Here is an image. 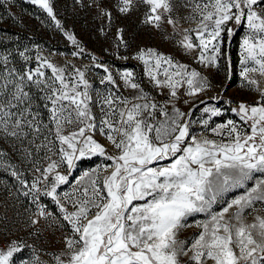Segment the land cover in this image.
I'll list each match as a JSON object with an SVG mask.
<instances>
[{
    "label": "snow or ice",
    "instance_id": "obj_1",
    "mask_svg": "<svg viewBox=\"0 0 264 264\" xmlns=\"http://www.w3.org/2000/svg\"><path fill=\"white\" fill-rule=\"evenodd\" d=\"M29 2L47 13L76 46L71 55L82 59L85 49L57 18L54 0ZM76 2L96 10L102 35L117 14L139 13L159 33L167 26L163 38L201 68L227 61L228 80L226 44L237 35L233 26L245 28L239 77L254 99L229 109L238 119L215 123L222 109L202 98L214 90L212 80L152 47L131 57L142 73L116 70L95 55L90 65L78 66L27 48L16 54L17 64L13 53L0 52V142L11 144V153L0 148V168L35 205L28 235L39 239L42 221L61 233L59 247L37 249L0 232V264H17L14 257L26 248L32 255L19 264H264V0ZM130 47L125 29L117 28L116 57L128 60L120 50ZM94 70L103 73L96 72L99 87ZM181 104L191 106L184 111ZM196 125L202 131L194 132ZM13 154L30 179L12 163ZM92 157L110 163L84 172L71 191H58L69 185L77 161ZM198 215L204 218L189 223ZM192 227L199 231L182 238Z\"/></svg>",
    "mask_w": 264,
    "mask_h": 264
},
{
    "label": "rangeland",
    "instance_id": "obj_2",
    "mask_svg": "<svg viewBox=\"0 0 264 264\" xmlns=\"http://www.w3.org/2000/svg\"><path fill=\"white\" fill-rule=\"evenodd\" d=\"M61 1L69 2L74 5L77 4L79 9H82L79 15L67 16L62 11L60 5ZM26 5H32L39 8L37 5H33L29 0H0V16L2 13L6 14L5 9H8L10 16L4 15L3 19L9 24L16 21L20 23L23 27L30 26L34 28L36 26L32 21V16L29 13L26 15L25 11L31 12L32 8H28ZM32 9V10H30ZM54 9L57 13V18L61 21L63 27L69 32L76 36L78 42L84 47L86 55L82 59L73 57L72 52L76 51V46H74L63 34V32L55 27L53 21L48 17L47 13L39 8V10L47 15V19L43 14H40L39 10H35L37 14V19L43 18L46 22L43 27L49 29L48 35L43 33L41 36L36 35V40L47 39V43L38 44L33 46H27L30 55H35L37 51L45 57H48L53 62L63 65L67 61H71L76 65H90L91 61L89 55H95L100 59L101 62L110 64L116 70H133L138 73H142V68L139 63L132 59L131 57L135 54L138 48L141 47H152L159 49L165 54L173 55L177 60L184 63L192 64L194 68L201 70L207 75L215 85L213 91L209 92L206 96L202 97L209 104H213L222 109L223 115L214 118L215 123H223L228 119H238L233 112L229 109L236 107V104L242 101L251 102L254 97L250 95L246 89L241 87L242 80L239 77V47L237 55H235V45L232 43L235 36L232 37L231 42L227 43L228 52L227 55L231 58L232 64V78L228 80L227 72L228 69L225 67L227 61H221L220 68L203 69L199 65L193 63L191 57L185 56L175 44L171 41H166L163 37L166 34H170V29H167L165 33H159L155 30L150 29L148 26L141 23L142 16L137 13L130 17H123L116 15L115 22L110 30L107 31V35H102L99 32L100 27L104 24V21L94 19V17H88L83 22V7L76 0H54ZM77 8L73 12H77ZM93 11V13H92ZM92 15H96V10L92 8ZM71 17V19H70ZM2 19V20H3ZM185 27H195V25L185 24ZM237 34L241 32L240 40L246 32L245 28H240L238 26H233ZM117 28L125 29V38L130 42L131 47L127 50L121 49V55H127L128 60L118 59L115 54V49L113 48V41L115 39V34ZM34 31V30H32ZM35 37V36H34ZM238 45V46H239ZM108 50L107 52L105 50ZM227 49V48H226ZM96 72L100 70H94L92 73L93 81L98 85V78ZM103 75L102 72H100ZM145 87H148L147 84ZM221 93L222 99L218 101L211 100L210 97L216 96L217 93ZM231 103H228V102ZM199 104V100L196 101ZM182 110L188 111L191 105H179ZM204 105H200L202 108ZM200 115L199 108L193 113L194 118ZM194 132H200L202 129L199 125L193 128ZM101 143H105L104 138L101 136L96 137ZM111 151V149H109ZM110 161L105 160L102 157H92L90 159H82L77 161L75 169L69 176V185H62L58 191H71L75 187V180L86 171H94L101 166L109 164ZM21 170H24L26 174L29 175L28 166L21 164L20 161L17 163ZM230 198L235 193L227 194ZM41 203L47 206L50 211L57 212L56 206L52 203L51 198L41 197ZM35 211V205L32 204L30 197H25L21 194V188L19 183L15 178L11 177L8 171L0 168V232H7L9 236H18L23 238L29 245H34L37 249H50L52 247H59L60 245L57 241L60 238V230L58 228H49V222L42 221V235L39 239L28 235L31 229L28 227V218L31 216L32 212ZM204 217L198 215L194 218H189V223L194 219L201 220ZM51 223H55L52 221ZM199 230L195 227L188 228L183 233L182 238L191 237L194 233ZM3 237L0 236V239ZM31 252L29 249H24L23 252L17 254L14 259L17 260L19 264L20 259L27 260L31 257Z\"/></svg>",
    "mask_w": 264,
    "mask_h": 264
},
{
    "label": "trees",
    "instance_id": "obj_3",
    "mask_svg": "<svg viewBox=\"0 0 264 264\" xmlns=\"http://www.w3.org/2000/svg\"><path fill=\"white\" fill-rule=\"evenodd\" d=\"M28 6V8H32L33 11L26 12V15L29 13V16H32V22L36 24V26L34 28L27 26V27H23L22 25L20 26V23L16 21L12 22V24H8L4 19V15L6 16H10V12L8 9H5L6 14L2 13L3 16H0V52H11L14 54L15 58H16V62L17 64L22 63V61L19 59L18 55H16L18 53V51H23L26 49L27 46H35L38 44H45L47 43V39H41L40 40H36V35L41 36L43 33H46V35H48V33L50 32L49 29L45 26L43 27V24L46 22L43 18H38L36 17V13L35 10H39V8H37L36 6H32V5H26ZM62 11L65 13V15L67 16H72V15H79L80 12H82V9H79L77 7V4L72 5L69 2H65V1H61V5H60ZM77 8V12H73L74 9ZM30 9V10H32ZM1 11V9H0ZM40 11V10H39ZM92 8H87V7H83V22L88 18V17H94V19H96V15H92L91 13ZM40 14H43L46 19L48 18L47 15L43 12L40 11ZM3 19V20H2ZM71 19V17H70ZM34 30V31H32ZM35 36V37H34ZM241 37V32L238 33L234 40L232 41V43L235 45V55H237V51H238V43H239V39ZM41 42V43H40ZM226 52H228V47L226 44ZM0 148H3L5 152H9L11 153V144L6 143V142H0ZM20 160L13 154V158H12V163L17 164Z\"/></svg>",
    "mask_w": 264,
    "mask_h": 264
},
{
    "label": "built area",
    "instance_id": "obj_4",
    "mask_svg": "<svg viewBox=\"0 0 264 264\" xmlns=\"http://www.w3.org/2000/svg\"><path fill=\"white\" fill-rule=\"evenodd\" d=\"M0 218H1V216H0Z\"/></svg>",
    "mask_w": 264,
    "mask_h": 264
}]
</instances>
